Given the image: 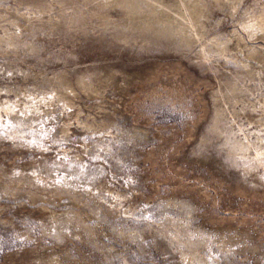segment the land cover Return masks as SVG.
<instances>
[{"label":"rangeland","instance_id":"rangeland-1","mask_svg":"<svg viewBox=\"0 0 264 264\" xmlns=\"http://www.w3.org/2000/svg\"><path fill=\"white\" fill-rule=\"evenodd\" d=\"M0 264H264V0H0Z\"/></svg>","mask_w":264,"mask_h":264}]
</instances>
